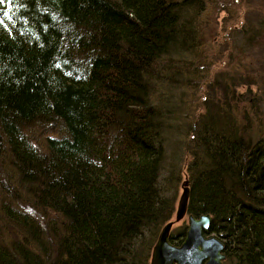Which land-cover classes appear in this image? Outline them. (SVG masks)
Returning <instances> with one entry per match:
<instances>
[{"label":"trees","instance_id":"obj_1","mask_svg":"<svg viewBox=\"0 0 264 264\" xmlns=\"http://www.w3.org/2000/svg\"><path fill=\"white\" fill-rule=\"evenodd\" d=\"M219 3L0 0V264H150L177 211L165 186L186 180L188 214L211 215L224 264H264V132L228 107L242 79L226 69L172 142L181 112L164 88L189 85L215 46L203 15ZM247 25L264 42V23Z\"/></svg>","mask_w":264,"mask_h":264},{"label":"rangeland","instance_id":"obj_2","mask_svg":"<svg viewBox=\"0 0 264 264\" xmlns=\"http://www.w3.org/2000/svg\"><path fill=\"white\" fill-rule=\"evenodd\" d=\"M219 2L220 8L217 7L215 10L208 11L210 14L203 15V17L210 15L206 18V23L207 29H214V37L211 41L215 46L208 43L202 48L201 53L205 58L200 59L201 63L196 64V69L187 75L189 85H183L174 91L164 88L167 101L176 103L181 112L178 123L182 133L172 137L173 143L180 139L188 140L193 134L191 127L206 113L208 99L214 96V88L211 84H214L216 89L220 86L222 90L221 84L224 80L221 75L226 76L224 74L226 69H229V76L235 75L242 79L243 83L238 90L239 97L236 100L229 99L228 107L232 111L234 109L240 125L245 124L247 127L251 125L254 135L258 136L264 132V42L256 38H247L243 32L248 27V23L254 26L259 21L264 23V0H219ZM223 40H228L230 43L231 55L228 57L220 47L224 44ZM249 79H251L250 90L247 89ZM221 90L219 89V93ZM172 142L168 141L170 146ZM183 154V158H186L181 161L182 163L180 162V165L183 179H185L190 157ZM165 187L170 190V194L172 192L176 195L178 207L183 194V185L181 184L176 191L171 190L168 182ZM188 223L186 216L174 224L172 231H178L188 226ZM215 235L217 236V234H208V236Z\"/></svg>","mask_w":264,"mask_h":264},{"label":"water","instance_id":"obj_3","mask_svg":"<svg viewBox=\"0 0 264 264\" xmlns=\"http://www.w3.org/2000/svg\"><path fill=\"white\" fill-rule=\"evenodd\" d=\"M190 197L189 182L183 183L175 219L162 229L152 252L150 264H224L225 244L220 236H208L212 218L210 214L195 217L188 214ZM188 217V230L182 244L175 245L170 240L175 223Z\"/></svg>","mask_w":264,"mask_h":264},{"label":"bare ground","instance_id":"obj_4","mask_svg":"<svg viewBox=\"0 0 264 264\" xmlns=\"http://www.w3.org/2000/svg\"><path fill=\"white\" fill-rule=\"evenodd\" d=\"M225 263V262H224Z\"/></svg>","mask_w":264,"mask_h":264}]
</instances>
